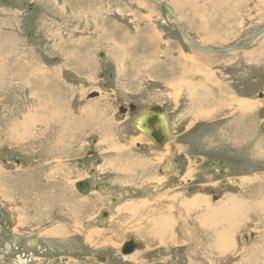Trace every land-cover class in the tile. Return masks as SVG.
I'll list each match as a JSON object with an SVG mask.
<instances>
[{
    "label": "rangeland",
    "instance_id": "rangeland-1",
    "mask_svg": "<svg viewBox=\"0 0 264 264\" xmlns=\"http://www.w3.org/2000/svg\"><path fill=\"white\" fill-rule=\"evenodd\" d=\"M170 1L207 47L264 26V0ZM0 64V264H264V31L212 53L159 0H0Z\"/></svg>",
    "mask_w": 264,
    "mask_h": 264
},
{
    "label": "water",
    "instance_id": "water-1",
    "mask_svg": "<svg viewBox=\"0 0 264 264\" xmlns=\"http://www.w3.org/2000/svg\"><path fill=\"white\" fill-rule=\"evenodd\" d=\"M159 2L162 4L164 9L167 11V13L174 19L183 38L189 44H191L193 47L199 50L212 52V53H224L232 49H237L239 47L249 46L253 38L257 35V33L264 30V26H262L246 40H243L241 42H238L230 46H217V47L201 46L195 42L190 41V38H187L186 33L181 27L179 19L177 18L176 14L173 12L171 7L163 0H159ZM134 108L135 106L133 104L129 105V109L131 111L134 110ZM125 109H126L125 107H120L119 110L123 111ZM132 123L139 130L144 132L152 140V142L158 147L163 146L169 139L170 128H169L168 117L165 111L162 109V107L157 104L149 105L144 110L139 112L137 116L132 120ZM76 188L78 189L79 192L86 193L89 190V183L87 181H79L76 183ZM103 215H101V217ZM134 246L135 243L132 240H129L123 245L122 252L128 253L134 248Z\"/></svg>",
    "mask_w": 264,
    "mask_h": 264
},
{
    "label": "bare ground",
    "instance_id": "bare-ground-1",
    "mask_svg": "<svg viewBox=\"0 0 264 264\" xmlns=\"http://www.w3.org/2000/svg\"><path fill=\"white\" fill-rule=\"evenodd\" d=\"M163 1H165L170 7H171V9L174 11V9L172 8V6H171V1L170 0H163ZM225 1V0H224ZM214 4H216V3H214ZM226 7V6H225ZM214 8V7H213ZM232 9V8H231ZM174 13H175V11H174ZM176 14V13H175ZM176 16H177V18L179 19V17H178V15L176 14ZM181 27H182V29H183V26L181 25ZM264 31V30H263ZM263 31H261V32H259V33H257V35L253 38V42L255 41V38L260 34V33H262ZM187 35V34H186ZM188 38V37H187ZM190 41H192V42H194L193 40H191L190 39ZM253 42H251L250 44L252 45L253 44ZM198 45H201V44H199V43H197ZM201 46H204V45H201ZM230 46V45H229ZM205 47H207V46H205ZM246 48L247 46H243V47H239V48H237V49H241V48ZM237 49H232V50H237ZM232 50H230V51H232ZM118 58V57H117ZM1 65V64H0ZM89 67V66H88ZM5 68H7V67H5ZM2 72V71H1ZM3 73V72H2ZM57 83V82H56ZM39 97V96H38ZM90 105V104H89ZM243 105V104H242ZM251 105V104H250ZM252 106V105H251ZM84 109V108H83ZM126 110V109H125ZM125 110H123V112L125 111ZM201 115V114H200ZM42 116V115H41ZM80 116V115H79ZM40 119V118H39ZM47 120V119H46ZM15 121V120H14ZM6 126V125H5ZM10 127V126H9ZM136 127V126H135ZM136 129H138L137 127H136ZM139 130V129H138ZM140 132H141V134L140 135H144L145 133L144 132H142L141 130H139ZM64 132V131H63ZM16 138V137H15ZM15 140V139H14ZM54 141V140H53ZM56 142V141H55ZM259 143V142H258ZM257 144V143H256ZM59 145V144H58ZM123 148V147H122ZM117 151V150H116ZM168 164H165L164 165V168L165 169H169L172 165H171V163L170 162H167ZM18 170V169H17ZM14 173V172H13ZM18 173V172H17ZM40 173V172H39ZM20 174V173H19ZM22 174V173H21ZM26 176L25 177H23V183L25 184V183H28L29 185H35V186H37V185H39V179L38 178H36V177H38V176H36V175H34V174H32V173H30V174H25ZM4 176V175H3ZM24 176V175H23ZM5 177V176H4ZM4 177H2V178H4ZM13 177V179H14V184H12V186L11 187H13L14 188V186L17 188V191H19V190H21V189H23L24 188V186H22V184H21V180L19 181V176L18 175H14V176H12ZM41 177H42V175H41ZM44 177V176H43ZM40 180H41V178H40ZM3 181V180H2ZM6 181V180H5ZM42 181H44L43 179H42ZM46 182V181H45ZM11 185V184H10ZM29 185H27V186H29ZM7 186H8V184H7ZM20 186V187H19ZM10 187V188H11ZM34 187V186H33ZM5 188V187H4ZM89 188H90V185H89ZM25 191V190H24ZM34 192V191H33ZM36 192V191H35ZM29 193H30V191H29ZM20 194V193H19ZM8 195V194H7ZM24 195V194H23ZM30 195V194H29ZM31 195H33V194H31ZM58 196V195H57ZM192 197V196H191ZM199 197V196H198ZM25 198H27V197H25ZM42 198V197H41ZM58 198V197H57ZM228 198H230V197H228ZM45 199V198H44ZM198 200V199H197ZM232 200V199H231ZM175 201V200H174ZM232 201H234V198H233V200ZM184 202V201H183ZM194 202V201H193ZM198 202V201H197ZM228 202V201H227ZM2 203V202H1ZM221 203V202H220ZM226 203V202H225ZM164 204V203H163ZM167 204V203H166ZM176 204V203H175ZM174 204V205H175ZM180 204V203H179ZM188 204H189V202H188ZM198 204V203H197ZM239 203H236V202H233L232 204H231V206H233L235 209H237V205H238ZM241 204V203H240ZM81 205V204H80ZM194 205V204H193ZM196 205V204H195ZM224 205V204H223ZM222 205V206H223ZM165 206V205H164ZM183 206V205H182ZM192 206V205H191ZM219 206V205H218ZM217 205L216 206H213V208L211 207H209L208 209H207V211L208 212H211V211H218L220 208L218 207ZM229 206V205H228ZM236 206V207H235ZM242 206V205H241ZM44 207H46V206H44ZM184 207H185V204H184ZM9 208H11V207H9ZM157 208H158V206H157ZM215 208V209H214ZM12 209V208H11ZM17 209V208H16ZM156 209V208H155ZM160 209V208H159ZM158 209V210H159ZM169 209V208H168ZM171 209V208H170ZM176 209V208H175ZM230 209H233V208H230ZM47 210V209H46ZM223 210V209H222ZM11 211V210H10ZM160 211V210H159ZM179 211V210H178ZM228 211V210H227ZM234 211V210H233ZM148 212V211H147ZM156 212H158L157 210H156ZM229 212H231V211H229ZM177 213V212H176ZM149 214V213H148ZM171 214V213H170ZM147 215V214H146ZM172 215V214H171ZM208 215V214H207ZM165 216V215H164ZM167 216V219H168V215H166ZM217 216V215H216ZM225 216V215H224ZM219 217V216H218ZM163 218V217H162ZM171 218V217H170ZM213 218V217H212ZM259 218V217H258ZM98 220V222L100 223L101 221H102V219L99 217V218H97ZM179 219V218H178ZM228 219V218H227ZM164 220V219H163ZM170 220V219H169ZM129 221V220H128ZM165 221V220H164ZM173 221V220H172ZM218 221V220H217ZM228 221V220H227ZM17 222V221H16ZM135 222V221H134ZM159 222V221H158ZM166 222V221H165ZM168 222H170V221H168ZM236 223V222H235ZM227 225V224H226ZM188 224H187V222H185V221H183L182 222V228H184V229H187L188 228ZM210 228V227H209ZM213 229H215V228H213ZM165 230V229H164ZM191 231V230H190ZM224 231V230H223ZM52 232V231H51ZM219 232V231H218ZM49 234V233H48ZM185 234V233H184ZM219 234V233H218ZM219 236V235H218ZM221 236H222V234H221ZM117 237H121L119 240H122V238H123V235H122V233H120V234H118L116 237H114L113 235H110L109 237H105V238H103L102 240H103V242L102 243H106V239H113V241L114 240H116L117 242H120L119 240H117L116 238ZM223 237H225V236H223ZM188 238V237H187ZM223 239V238H222ZM224 240V239H223ZM221 241V240H220ZM108 242V241H107ZM218 242V241H217ZM226 242V241H225ZM194 243V242H193ZM195 243H197V241L195 242ZM211 243V242H210ZM229 243V242H228ZM260 243V242H259ZM218 244V243H217ZM224 244V243H223ZM245 244V243H244ZM215 245V244H214ZM225 245H228V244H225ZM224 245V246H225ZM211 246V245H210ZM218 246H220V245H218ZM214 247V246H213ZM262 247H263V245H262ZM227 248V247H226ZM218 249V248H217ZM223 249H225V248H223ZM205 250V249H204ZM243 251V250H242ZM245 252H246V254H249V258L250 257H252L253 255H254V251H252V250H250V249H245ZM245 254V253H244ZM251 254V255H250ZM206 255V254H205ZM210 255V254H209ZM18 259L20 260V261H22L23 260V258H21L20 256L18 257ZM214 260V259H213Z\"/></svg>",
    "mask_w": 264,
    "mask_h": 264
},
{
    "label": "flooded vegetation",
    "instance_id": "flooded-vegetation-1",
    "mask_svg": "<svg viewBox=\"0 0 264 264\" xmlns=\"http://www.w3.org/2000/svg\"><path fill=\"white\" fill-rule=\"evenodd\" d=\"M125 108H126V107H125ZM128 109H129V108H128ZM124 112H125V111H124ZM126 112H127V108H126ZM19 261H20V260H19ZM20 262H22V263H23V262H24V259H23L22 261H20Z\"/></svg>",
    "mask_w": 264,
    "mask_h": 264
},
{
    "label": "crops",
    "instance_id": "crops-1",
    "mask_svg": "<svg viewBox=\"0 0 264 264\" xmlns=\"http://www.w3.org/2000/svg\"><path fill=\"white\" fill-rule=\"evenodd\" d=\"M87 193V192H86ZM122 247H123V245H122ZM128 253H130V252H128ZM124 254H127V253H124Z\"/></svg>",
    "mask_w": 264,
    "mask_h": 264
}]
</instances>
